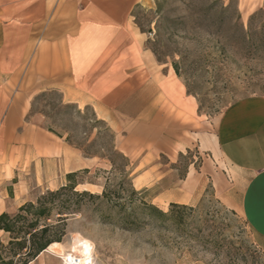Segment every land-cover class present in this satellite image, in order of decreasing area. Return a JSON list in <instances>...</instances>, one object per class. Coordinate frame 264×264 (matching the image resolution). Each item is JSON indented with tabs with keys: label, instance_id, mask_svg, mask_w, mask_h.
<instances>
[{
	"label": "crops",
	"instance_id": "crops-1",
	"mask_svg": "<svg viewBox=\"0 0 264 264\" xmlns=\"http://www.w3.org/2000/svg\"><path fill=\"white\" fill-rule=\"evenodd\" d=\"M147 1L0 0V157L24 161L31 144V162L77 171L70 165L78 149L25 124L29 98L57 90L107 122L129 158L142 152V160L162 154L171 161L195 148L201 166H188L183 196L167 203L196 204L209 185L245 220L264 253V95L235 101L214 119H197L195 98L156 59L149 34L135 23V6ZM237 1L245 13L264 8V0ZM157 171L151 164L138 174L139 186L159 179Z\"/></svg>",
	"mask_w": 264,
	"mask_h": 264
},
{
	"label": "rangeland",
	"instance_id": "rangeland-1",
	"mask_svg": "<svg viewBox=\"0 0 264 264\" xmlns=\"http://www.w3.org/2000/svg\"><path fill=\"white\" fill-rule=\"evenodd\" d=\"M134 14L143 30L151 29L149 46L156 58L176 65L185 90L196 100L197 119H214L235 101L264 95V8L245 13L237 0H149L135 7ZM97 119L91 107L67 102L59 91L49 89L29 98L25 124L51 128L62 137L48 132L63 142L69 135L85 144L95 140L93 149L106 153L99 147L110 145L106 126L112 128L104 120L106 126L95 124ZM28 147L24 161L5 153L0 157L2 212L14 214L23 203L66 183L65 165L31 162V144ZM141 154L128 157V177L111 169L107 159L86 157L81 151L76 155L70 165L77 167L76 188L101 193L108 184L122 193L124 205L113 208L89 200L71 214L60 241L65 253L74 251L72 235L81 234L93 244L92 264H264V253L245 220L225 207L209 185L196 204L169 207L166 200L183 196L188 166L198 170L202 164L195 148L171 161L162 154L142 160ZM113 158L116 167L123 163ZM151 164L161 177L140 187L137 175ZM150 203L167 216L154 215ZM0 239L6 241L1 231ZM37 257L30 264H62V256L51 252Z\"/></svg>",
	"mask_w": 264,
	"mask_h": 264
},
{
	"label": "trees",
	"instance_id": "trees-1",
	"mask_svg": "<svg viewBox=\"0 0 264 264\" xmlns=\"http://www.w3.org/2000/svg\"><path fill=\"white\" fill-rule=\"evenodd\" d=\"M133 15L135 18L134 10ZM135 23L143 32L147 34L151 33V29L143 30L136 19ZM149 43L150 39L148 38L147 45L150 48ZM150 49L156 57V51L152 48ZM157 60L160 61L159 59ZM173 69L178 76V69L174 64ZM94 123H102L105 125L101 119L95 120ZM47 130L62 137L61 134L51 128H47ZM106 130L111 135V143L110 145L105 144L99 147V149L105 150L106 153H101L99 150L93 149L96 145L95 140L89 144H85L76 141L69 135L64 141L80 150L86 157L97 156L101 159H107L111 164V169H118L121 174L128 177L131 173L130 169L127 170L130 161L116 147V134L107 126ZM101 133L99 132V135ZM113 157L121 158L123 163L116 167ZM84 170L87 171V169ZM76 174L77 171L67 173L65 176V184L60 185L55 190H47L37 197L35 201L23 203L17 208L14 214L5 211L0 213V231L6 235V241L0 239V264H29L50 243L55 241L60 242L65 234L66 219L71 214L80 211L83 205L89 200H98L113 208L124 205V202L121 201L124 198L122 193L115 191V189H110L108 184L103 186L101 193H93L86 189L78 190L76 188L78 185L75 180ZM132 193L138 194L139 192L132 190ZM128 202H133V198L129 197ZM142 204L145 203L143 202ZM148 206L156 216L165 217L168 214V212L163 211L154 204L150 203ZM179 206H185V204L169 203V207Z\"/></svg>",
	"mask_w": 264,
	"mask_h": 264
},
{
	"label": "bare ground",
	"instance_id": "bare-ground-1",
	"mask_svg": "<svg viewBox=\"0 0 264 264\" xmlns=\"http://www.w3.org/2000/svg\"><path fill=\"white\" fill-rule=\"evenodd\" d=\"M70 246L74 250L72 253H65L66 249L61 242H52L47 248L51 253L61 255L63 258L70 257L72 254H77L80 257V264H91L93 244L90 240L83 237L81 234H73Z\"/></svg>",
	"mask_w": 264,
	"mask_h": 264
},
{
	"label": "built area",
	"instance_id": "built-area-1",
	"mask_svg": "<svg viewBox=\"0 0 264 264\" xmlns=\"http://www.w3.org/2000/svg\"><path fill=\"white\" fill-rule=\"evenodd\" d=\"M62 258V264H80V257L77 254H72L70 257ZM92 264V256H91Z\"/></svg>",
	"mask_w": 264,
	"mask_h": 264
}]
</instances>
